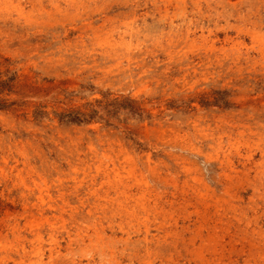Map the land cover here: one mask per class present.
<instances>
[{
  "label": "bare ground",
  "instance_id": "obj_1",
  "mask_svg": "<svg viewBox=\"0 0 264 264\" xmlns=\"http://www.w3.org/2000/svg\"><path fill=\"white\" fill-rule=\"evenodd\" d=\"M0 264H264V0H0Z\"/></svg>",
  "mask_w": 264,
  "mask_h": 264
},
{
  "label": "rangeland",
  "instance_id": "obj_2",
  "mask_svg": "<svg viewBox=\"0 0 264 264\" xmlns=\"http://www.w3.org/2000/svg\"><path fill=\"white\" fill-rule=\"evenodd\" d=\"M8 88H9V91L11 92L12 87H11V86H8ZM82 101L85 102V101H86V98H82ZM76 105H77V102H76V101L74 102V100H72V101L69 103L68 108H70L71 106H73V107L70 108V109L72 110V112H73V111H76V110H77L76 107H75ZM71 110H69V112H71ZM72 112H71L69 115H67L66 118H65V120H66V125H67L68 127H69V125H70L71 127H74V126L82 127V126L85 125L86 123H87V124L90 123V122H88V121L86 120V119H88V118H87V117H84V116H77V118H76L73 122L70 123V118H71L72 116H74ZM74 114H76V113H74ZM76 115H77V114H76ZM98 116H99V114H98L97 112H95L94 114H92V115L90 116L89 120H95ZM84 119H85V120H84ZM83 120H84V121H83Z\"/></svg>",
  "mask_w": 264,
  "mask_h": 264
}]
</instances>
